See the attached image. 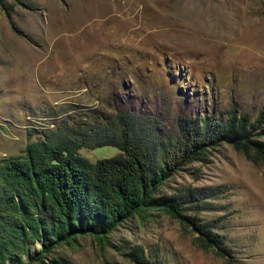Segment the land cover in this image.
I'll return each instance as SVG.
<instances>
[{"label":"rangeland","instance_id":"obj_1","mask_svg":"<svg viewBox=\"0 0 264 264\" xmlns=\"http://www.w3.org/2000/svg\"><path fill=\"white\" fill-rule=\"evenodd\" d=\"M260 109L264 140V0H0V172L30 141L111 132L119 112L162 142L179 121L253 122ZM118 151L77 149L90 161ZM156 192L180 193L183 217L149 207L48 250L30 238L33 215L0 200V264H264V160L220 140ZM194 223L223 254L195 244Z\"/></svg>","mask_w":264,"mask_h":264},{"label":"trees","instance_id":"obj_2","mask_svg":"<svg viewBox=\"0 0 264 264\" xmlns=\"http://www.w3.org/2000/svg\"><path fill=\"white\" fill-rule=\"evenodd\" d=\"M262 113L260 109L253 122L246 113H231L218 127H210L204 116L199 125L179 121V135L160 142L142 134L136 119L119 112L109 125L111 132L98 129L93 140H87V132L33 140L26 143L22 157L4 160L0 180L5 192L0 200L20 216L33 215L28 233L47 250L74 234L102 237L132 213L149 207L183 217V196L157 193L158 186L182 164L202 156L206 145L220 140L253 161L264 160V140L252 134ZM103 144L119 151L94 161L77 152L82 145ZM194 225L199 233L196 245L224 253L217 234L205 224Z\"/></svg>","mask_w":264,"mask_h":264}]
</instances>
